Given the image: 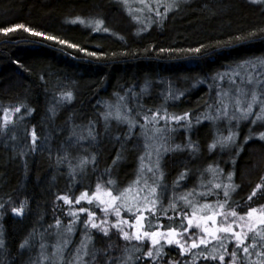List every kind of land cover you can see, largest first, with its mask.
<instances>
[{
  "label": "trees",
  "instance_id": "trees-1",
  "mask_svg": "<svg viewBox=\"0 0 264 264\" xmlns=\"http://www.w3.org/2000/svg\"><path fill=\"white\" fill-rule=\"evenodd\" d=\"M113 4V0H0V27L23 24L57 37L47 40L23 28L7 34L0 32V117L5 108L21 104L34 109L29 114L27 108H22L13 117L15 123L0 135V203L4 204L0 208V264H35L41 244L47 245L46 251L51 249L55 238L72 221L70 206L59 196L75 199L85 190H94L101 177L105 182L114 180L112 187L120 191L140 177V157L146 150L148 136L141 125L149 110L163 114L166 109L170 115L191 113V127L177 129L186 136L182 145L186 146L190 138L199 149L195 153L188 148L169 151L164 156L162 171L170 178L168 183L163 182L169 189L162 198L164 208L169 205L174 182L185 169L189 175L181 182L177 195L197 186L202 173L205 180L210 179L206 171L210 164L219 163L225 174L233 170V152H222L219 147L209 151L218 129L227 135V124L203 118L208 105L217 100L218 91L235 87L226 89L229 78H238L239 72L256 68L257 81H264V64L260 63L264 61V0H190L179 15L168 20L158 18L145 29L134 26L126 33L105 25L93 26L94 19L100 18V10ZM104 27L109 31L105 32ZM60 40L66 43L61 44ZM72 44L78 47L73 48ZM198 47L199 53L189 51ZM93 52L95 56L89 55ZM256 90H264V85L258 84ZM66 92L73 94L70 101L61 97ZM108 105L113 106L112 111L116 106L125 113L132 109V118L139 123L131 132L127 123L116 119L110 118L106 123ZM197 118L202 122L197 123ZM33 126L39 137L35 150L31 140ZM90 126L96 133L94 140L88 137ZM74 128L88 138L77 143L72 137ZM233 129L239 131L240 144L253 134L237 158L234 181L240 187L232 193L233 206L238 203L242 206L238 210L246 212L243 205L248 195L257 183L264 181V141L254 135L264 131V126L254 127L250 121H241L239 128L233 124ZM12 136L16 138L11 139ZM66 152L74 158L73 163L84 155L95 154V169L90 164L83 173L71 177L68 164L57 163L58 156L63 157ZM118 153L122 159L113 166ZM206 153L209 160L196 173L198 162ZM128 166L134 167L130 181L125 179ZM109 168L110 176L104 174ZM220 198L223 199L222 192ZM202 200L216 201L217 196ZM21 204L23 215L13 213L12 208ZM261 204L264 196L251 202L253 207ZM57 219L61 221L59 228ZM83 219L81 214V222L69 235L70 248L65 259H70V253L81 244V235L85 236ZM163 223L169 221L163 218ZM91 233L89 249L95 252V260L91 256L86 260L107 264L106 251L112 257L126 255L127 242L117 231L113 230L110 236ZM25 240L28 244L22 249L20 245ZM233 246L229 245V251ZM165 253V264L170 260L206 264L203 260L193 262L191 255L181 257L176 246L166 247Z\"/></svg>",
  "mask_w": 264,
  "mask_h": 264
},
{
  "label": "snow or ice",
  "instance_id": "snow-or-ice-1",
  "mask_svg": "<svg viewBox=\"0 0 264 264\" xmlns=\"http://www.w3.org/2000/svg\"><path fill=\"white\" fill-rule=\"evenodd\" d=\"M124 2L127 3V0H124ZM141 2L143 3V0ZM179 6L180 0H172L171 4L167 6L165 13H161L157 9L156 15L163 20L166 18L167 11H171L172 8H179ZM134 18L139 19L138 17ZM96 24L102 25L103 20L96 21ZM18 28H23L24 31L30 32L34 36H45L47 40L57 39L55 36L34 31L23 24L15 25L14 27H0V32L7 34ZM103 30L105 32L109 31L107 27H104ZM59 42L61 44L66 43L64 40ZM70 46L73 48L78 47L75 44ZM81 50L83 51V49ZM160 51L163 52L165 49H160ZM189 51L199 53L201 48L198 47ZM89 55L95 56L96 53H89ZM260 63L264 64V61H260ZM218 76L221 80L224 79L223 75L218 74ZM254 82L264 85V81H257L252 76H249L247 83L253 84ZM232 83L235 84L236 80L233 79ZM72 96V92L61 93L62 99L66 101H70ZM248 97V92L243 89H237L233 103L232 93H225L222 90L218 91L217 100L213 104L208 105V112L203 118L213 122L227 121V135L225 136L218 129L216 137L209 144V151L211 152L219 147L222 152L225 150L233 152L234 156L231 160L233 170L225 174V170L220 167L219 163L210 164L206 171L210 173L211 178L205 180L203 173L201 174L199 191L193 188L177 195V189L181 186V182L189 175V170L185 169L174 182L172 196L167 208L162 205V198L167 192V185L163 183L164 173L160 171V160L163 153L184 151L185 148L191 149L195 153L199 149L198 145L194 144L190 138L186 146L182 144H176L174 147L168 146L171 139L170 134L176 132L177 127H191V113L170 115L166 109L163 114L159 110H149V114L143 116L144 124L141 125L146 133H151L146 139L145 155L140 157V172L145 174L142 186L141 178L138 177L127 188L117 191L112 187L116 183L114 180L109 179L105 182L101 177L98 179L95 191L91 194H89L88 190H85L75 199L70 195L58 197V199L63 200L65 204L70 206L73 204L79 205L82 201H86L90 206L95 205V208L81 206L69 212V215L74 219L67 226L66 231L68 233H72L75 225L81 222V214H87V219L82 221L85 237L75 251L72 264H89V261L85 259L89 256L92 257L93 261L95 260V252L89 249V245L92 242L90 229L99 231L104 236H110L113 229H115L121 238L127 242L124 249L126 254L124 257H112L107 251L105 252V255L109 257L107 264H117L118 261L120 264H138L140 261H151V264H165V246L173 245L179 248L181 257L191 255L193 262L203 260L206 264H216V262L218 264H264V204L256 207L251 206L254 198L264 196V183H257L251 194L248 195L247 202L243 205V207H247L246 212L239 211L238 209L242 206L238 203L233 206L235 202L232 201V193L240 187L234 181L237 158L244 151V145L253 139V134H250L245 138L243 144L238 143L239 131L233 129V122H235L236 129L239 128L241 121H250L254 127L258 124L264 126V90L254 89L250 93V99ZM256 106L259 107L258 112H254V107ZM22 108H27V105L21 104L20 106L3 110V116L0 117L3 121L0 124V135H4L8 131L9 125L15 123L13 117L15 114L21 113ZM112 108V105H108V111L105 113L106 123L110 118H114L121 123H127L130 132L139 123L138 120L132 118V109H128L125 113L120 110L119 106H116L115 114H113ZM33 111L34 109L27 108L29 114ZM52 111L55 114L54 109ZM253 116L255 118L251 119ZM20 119H23L22 115ZM161 121L164 122L163 125H161ZM196 122L201 123L202 120L197 118ZM149 124L153 125L152 129L148 128ZM250 132H252V129H250ZM254 135L259 141H264V131L256 132ZM72 137H75L76 142L80 143L88 137L94 140L96 133L90 126L88 137H85L76 132L74 128ZM72 137L69 139L71 140ZM15 138V136L11 137V139ZM38 139L35 126H33L31 132L33 150L37 147ZM116 139L119 140L120 137ZM153 156H155L154 165L151 163ZM73 159L67 152L63 157L58 156L57 159V163L66 162L68 164L69 175L73 178L83 173L90 164L93 169L96 167L97 159L95 154L91 157L84 155L78 158L76 163H73ZM120 159H122V156L118 153L116 159L113 160V166ZM146 159L149 161L147 166L144 163ZM111 171V168L106 169L104 174L110 176ZM157 172H159L158 180L153 184H149L146 173H152L155 176ZM221 192L223 199L220 198ZM211 195L217 196L215 202H200L201 198L206 199ZM181 201L183 206H181ZM3 207L4 204L0 203V208ZM23 209L24 205L21 204L19 208L13 207L12 212L17 215H23ZM96 209L102 213L101 216L97 215ZM169 212L172 215H169ZM124 213H127V215H124ZM112 217H115V219L113 220ZM163 218H166L169 223L164 224ZM60 225L61 221L57 219L56 227L59 228ZM69 242L68 239L58 242L55 245V252L51 256L46 252L47 245L41 244L40 256L35 264H43V262H48L53 257L59 258L63 262L64 249ZM146 242H150L151 247L144 251ZM27 244L28 240H25L20 247L23 249ZM230 244L234 245L231 251H229ZM2 246L3 240L0 239V247ZM229 256L231 257L230 261L226 260V257ZM167 264H179V262L170 260Z\"/></svg>",
  "mask_w": 264,
  "mask_h": 264
},
{
  "label": "rangeland",
  "instance_id": "rangeland-1",
  "mask_svg": "<svg viewBox=\"0 0 264 264\" xmlns=\"http://www.w3.org/2000/svg\"><path fill=\"white\" fill-rule=\"evenodd\" d=\"M189 1L190 0H180L179 8H172L171 11H167L166 18H164L163 20H168L171 17H173V16L175 17L176 15H179L180 13H182L183 8L187 5V3ZM171 2H172V0H143V3H142L141 0H127V3H125L124 0H113V3L115 5L113 4L112 7L110 6L109 8H107L105 10H100V12H99L100 18L97 16L96 18H99V19H94L93 24H95V25H93V26L96 27V26L105 25V26H108L110 29H112L118 33L129 32L134 26H135V28H142V29L149 28L150 26H152L153 23H155L158 20V18L161 19V17L156 15V10L158 9L161 13H165L167 6L169 4H171ZM114 9L117 10L115 13L113 12ZM134 17H138L139 19L137 20ZM98 20H103V24L97 25L96 21H98ZM153 21H155V22H153ZM255 69L253 71L252 70H248V71L246 70V72H239L238 78L231 77L228 79V81H227L228 87H226V89L231 88L233 86H235V87H233L232 90L226 91L225 93H232L233 103L235 100V92L237 89H243L245 92H248L249 93V97H248L249 99H250L251 91L254 89L255 90L257 89V85H258L257 83H255V82L253 84L247 83L249 76H252L254 78V80H257L256 76H258L259 71L255 70ZM233 79L236 80L235 84L232 83ZM241 81H243V83H241ZM226 102H227V100H226ZM245 103H246V101H245ZM115 111H116V108L113 110V114H115ZM258 111H259V107L258 106L254 107V112H258ZM220 122L227 124L226 120L220 121ZM160 123H161V125H163L164 122L161 121ZM233 124H235V122ZM227 126H228V124H227ZM148 128L152 129L153 125L149 124ZM147 133H148V136L151 134L150 132H147ZM170 135H171V139H170L169 144H168L169 147L173 144H181V143L186 141V136H184V131L182 129H177L176 132L171 133ZM145 152H146V150L142 152V155H145ZM168 152H164L162 155V158L160 160V171H162L163 158ZM208 160H209V153H206L204 158L201 159L200 162H198V167H197L196 173H200L203 170V164L206 163ZM144 163L147 166L149 164V161L146 159ZM151 163L153 165L155 164V156H153ZM140 167H141V165H140ZM126 169L125 170H126L127 178H125V179L127 181H130V178L132 179V176H133L134 167L131 168L128 166V167H126ZM195 170H193V172ZM193 172L190 173V176L193 175ZM134 175H135V173H134ZM140 178H141V186H142L143 180L145 178V174L140 173ZM146 178H147L149 184H153L155 181L158 180L159 172H157L155 176H153L152 173H146ZM169 179H170L169 175L167 173H164L163 182L165 183V181H166L168 183ZM133 182H131L130 184H132ZM263 183H264V181H263ZM130 184L123 187L122 190L127 188ZM199 184H200V182L198 183L197 186L194 187L197 189V191L199 190ZM122 190H120V191H122ZM168 190L169 189L167 188V191ZM94 191H95V189L92 191H88V192H89V194H91ZM200 202L201 203H205V202L212 203L215 201L214 200L213 201H208V200H202L201 201L200 200ZM81 206L95 208V205L90 206L87 204L86 201H82L81 204H79V205L73 204L72 206H70V208H71L70 211H73L76 208H79ZM96 211H97L98 216L102 215V213H100L98 209H96ZM189 211H191V210L189 209ZM73 219L74 218L72 217V220ZM86 219H87V214L85 213L83 220H86ZM112 219L114 220L115 217H112ZM76 227L77 226L75 225L74 231L76 230ZM66 230H67V227L60 232V234L57 238H55L54 243L51 246V249L49 251H46L49 256H51V254L53 252H55V245L58 242L62 241L63 239H68L70 241L69 235L71 233H68ZM113 230H115V229H113ZM91 231L99 232V231L90 229V232ZM99 233H101V232H99ZM84 237L85 236L81 235L79 241H82L84 239ZM133 243H135V242H133ZM173 246H175V245H173ZM148 247H151L150 242H146V247L144 248V251H147ZM166 247H168V246H165V248ZM69 248H70V242L68 243L67 247L64 249V255H65V253H67L69 251L68 250ZM75 249H76V247L73 250H75ZM74 254H75V252L73 253V251H72V253H70V259H68V258L65 259V256H64V259H65L64 262H62L59 258L53 257L50 261L43 262V264H50V262H51V264H72ZM89 263L93 264V261H89Z\"/></svg>",
  "mask_w": 264,
  "mask_h": 264
}]
</instances>
